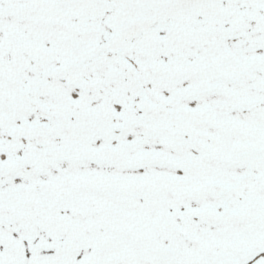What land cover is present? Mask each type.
Returning a JSON list of instances; mask_svg holds the SVG:
<instances>
[{
  "label": "snow or ice",
  "instance_id": "6c2138e0",
  "mask_svg": "<svg viewBox=\"0 0 264 264\" xmlns=\"http://www.w3.org/2000/svg\"><path fill=\"white\" fill-rule=\"evenodd\" d=\"M0 264H264V0H0Z\"/></svg>",
  "mask_w": 264,
  "mask_h": 264
}]
</instances>
